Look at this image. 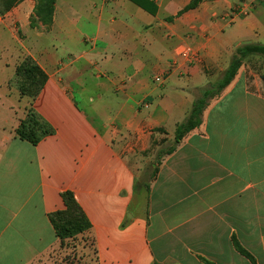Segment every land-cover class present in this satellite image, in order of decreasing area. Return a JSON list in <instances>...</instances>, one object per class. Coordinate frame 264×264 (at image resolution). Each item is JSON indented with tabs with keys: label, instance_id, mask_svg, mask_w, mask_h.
Instances as JSON below:
<instances>
[{
	"label": "crops",
	"instance_id": "obj_1",
	"mask_svg": "<svg viewBox=\"0 0 264 264\" xmlns=\"http://www.w3.org/2000/svg\"><path fill=\"white\" fill-rule=\"evenodd\" d=\"M73 1L55 0L48 29L30 27L35 0L0 16L1 46L19 47L0 64V264H52L61 246L48 215L66 191L90 223L76 238L95 264H264V75L242 67L143 179L153 145L173 137L235 49L264 45V0H202L179 17L190 0H145L153 13ZM237 7L246 15L229 20ZM27 31L35 44L21 47ZM186 46L198 62L178 57ZM26 56L47 75L32 107L53 134L36 145L15 135L29 101L8 84Z\"/></svg>",
	"mask_w": 264,
	"mask_h": 264
},
{
	"label": "trees",
	"instance_id": "obj_2",
	"mask_svg": "<svg viewBox=\"0 0 264 264\" xmlns=\"http://www.w3.org/2000/svg\"><path fill=\"white\" fill-rule=\"evenodd\" d=\"M17 2L19 0H16ZM15 0H0V16L6 14L14 4ZM36 5L34 15L30 18V27L38 28L40 25L48 29L54 13L55 0H35ZM134 1L143 10L153 13V6L145 0ZM16 2V3H15ZM202 0H190L175 17L194 10ZM174 17L167 20L171 21ZM249 55H259L264 57V45H244L235 49L232 58L221 74V77L213 85L205 88L201 96L196 98L189 112L188 117L179 124L173 135V143L166 150H158L155 154L154 161L150 166L148 180H152L158 172L160 160L174 152L180 140L189 132L199 127L204 110L209 105V102L217 98L222 91L231 83L241 68L244 59ZM47 81V75L37 65V63L29 56L24 57L16 66L13 76L9 81V86L14 88L20 97H25L29 101V105L25 109V116L20 120L18 127L15 130V135L22 141H26L31 145H36L43 138L53 134L52 127L42 119L33 109L32 104L38 97L44 84ZM154 144V143H153ZM154 146V145H153ZM148 188L144 181L137 182L135 189ZM64 203V209L48 215L49 222L53 228L55 236L59 240V245L62 246L66 240H72L78 235H81L90 229V223L83 213L80 206L75 201L71 192L61 194ZM235 249L250 261L252 257L243 250L237 243L234 242ZM210 264V263H206Z\"/></svg>",
	"mask_w": 264,
	"mask_h": 264
},
{
	"label": "rangeland",
	"instance_id": "obj_3",
	"mask_svg": "<svg viewBox=\"0 0 264 264\" xmlns=\"http://www.w3.org/2000/svg\"><path fill=\"white\" fill-rule=\"evenodd\" d=\"M60 3H61V0H57V4L60 5ZM72 3H76V1L72 0ZM35 5H36V1H35ZM34 9H35V7H34ZM33 15H34V10H33L32 17H33ZM33 35H34L33 33L27 31L26 34L24 35L25 37L19 36L20 37V43H21L20 46L27 48V47H29L30 44H32V45L35 44L33 42L35 39L33 37ZM48 37L49 36H47L45 39H47ZM42 39L44 40V38H42ZM4 46H1V43H0V64L3 63V61L7 60L9 53L11 51H13L12 48L14 50L19 49V47L17 45H15V43L12 44L10 39L5 40ZM57 50H58V53L60 55L66 56V54H67L66 50H64V49L62 50L60 48H58ZM242 67L245 68L246 71H249L253 75H264V57L259 56V55H249L244 59L241 68ZM240 69H239V71H240ZM0 70H1V67H0ZM6 72H7V70H3V71H0V74L1 73L6 74ZM1 76H2V74H1ZM220 77L221 76H219L218 79ZM218 79H216L214 82H211L210 85L215 84ZM14 93H15V97H16L17 91ZM201 93H202V91L199 92V96H201ZM14 99H17V98L12 97L13 101H15ZM172 143H173V137L170 139L164 138L160 142H156V145H154V147L150 151V155L152 157H155V154L157 153L158 150L164 151L169 146H171ZM149 173H150V169L145 174V177L143 178L144 180L147 179ZM50 258H51L52 264H95L93 247L87 238L81 239L78 237V238H74L72 240H66L61 247H58L56 250H54L52 252Z\"/></svg>",
	"mask_w": 264,
	"mask_h": 264
},
{
	"label": "built area",
	"instance_id": "obj_4",
	"mask_svg": "<svg viewBox=\"0 0 264 264\" xmlns=\"http://www.w3.org/2000/svg\"><path fill=\"white\" fill-rule=\"evenodd\" d=\"M107 1V0H104ZM246 15V13L244 11H242V9L240 8H235L233 9L230 14H229V20H233L235 18H238L240 16H244ZM178 57H180L181 60H183L185 63L187 64H193L198 62L199 60V56L197 54V52H195L191 47L186 46L184 48H182L178 53H177ZM164 79V75H160V76H156L154 78V81L156 83H162Z\"/></svg>",
	"mask_w": 264,
	"mask_h": 264
},
{
	"label": "water",
	"instance_id": "obj_5",
	"mask_svg": "<svg viewBox=\"0 0 264 264\" xmlns=\"http://www.w3.org/2000/svg\"><path fill=\"white\" fill-rule=\"evenodd\" d=\"M261 80H264V76H260Z\"/></svg>",
	"mask_w": 264,
	"mask_h": 264
}]
</instances>
